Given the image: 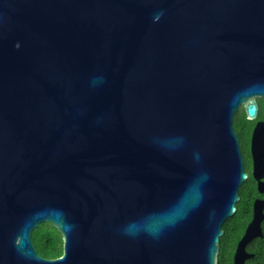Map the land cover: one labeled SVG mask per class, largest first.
<instances>
[{
  "label": "water",
  "instance_id": "1",
  "mask_svg": "<svg viewBox=\"0 0 264 264\" xmlns=\"http://www.w3.org/2000/svg\"><path fill=\"white\" fill-rule=\"evenodd\" d=\"M257 96L264 0H0V264H217Z\"/></svg>",
  "mask_w": 264,
  "mask_h": 264
},
{
  "label": "flooded vegetation",
  "instance_id": "2",
  "mask_svg": "<svg viewBox=\"0 0 264 264\" xmlns=\"http://www.w3.org/2000/svg\"><path fill=\"white\" fill-rule=\"evenodd\" d=\"M256 102L258 109L254 118L247 117L241 103L235 113L239 110L244 116L236 120L232 119L241 152L243 171L246 174V178L239 185L240 190L237 191L238 199L233 213L236 215L237 225L241 226V231L234 242L232 264L239 243L247 231L252 235L243 243L244 264H254L253 245L264 241V128L256 129L258 123H264V98L257 96ZM239 201L241 204L237 207L236 203Z\"/></svg>",
  "mask_w": 264,
  "mask_h": 264
},
{
  "label": "trees",
  "instance_id": "3",
  "mask_svg": "<svg viewBox=\"0 0 264 264\" xmlns=\"http://www.w3.org/2000/svg\"><path fill=\"white\" fill-rule=\"evenodd\" d=\"M243 117L242 111H237L234 114V120L236 118ZM233 120V124H234ZM240 190V187L238 191ZM241 201L236 203L238 207ZM223 231L222 235L218 239V259L217 264H232V252L234 248V242L240 234L241 226L237 225L236 215L227 217L221 224ZM31 239L34 247L38 253L46 258H55L62 254L63 241L61 233L48 221L39 223L31 232ZM255 251L253 262L254 264H264V241L258 242L253 245Z\"/></svg>",
  "mask_w": 264,
  "mask_h": 264
}]
</instances>
